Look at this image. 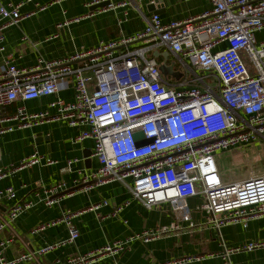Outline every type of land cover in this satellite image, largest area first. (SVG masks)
<instances>
[{
  "label": "built area",
  "instance_id": "built-area-1",
  "mask_svg": "<svg viewBox=\"0 0 264 264\" xmlns=\"http://www.w3.org/2000/svg\"><path fill=\"white\" fill-rule=\"evenodd\" d=\"M30 1L9 7L0 3V51L5 50L6 29L25 16L21 8ZM103 1L110 3L96 10L90 8L89 13L69 22L120 8L123 11L118 17L119 26L129 20L131 0H94L88 6ZM204 1L211 8L200 15L164 23L159 13L152 12L142 30L100 41L95 47L66 57L39 58L33 66L18 67L11 55L6 56L0 68V123L12 120L16 125L1 126L0 133L48 120L64 121L81 129L74 141L94 140L92 156L99 166L91 173L79 170L73 187L60 181L42 187L34 198L23 202L15 201V187H0V201H13L8 220L0 218V233L36 204L52 207L61 198L77 190H90L104 181L125 183L133 197L147 208L168 203L175 221L169 226L145 228L124 240L53 264H101L104 259L126 251L133 241L148 243L190 231L196 223L188 199L198 195L204 199L201 209L217 228L235 222L247 225L252 219L264 217V170L227 182L216 161L221 152L264 142V40L257 38V33L264 30V0ZM222 44L227 46L220 48ZM165 52L176 58L185 74L177 82L161 71L165 62L159 58ZM66 89L73 90L72 100L60 96ZM47 96H55L47 110L29 113L18 107L16 113L6 114L18 100ZM138 131L143 133L140 138L135 136ZM79 160L68 159L64 170L73 171V164ZM56 162L34 150L18 163L0 167V182L16 171ZM106 204L108 201L102 200L84 210L62 212L59 218L36 230L64 224L68 229L66 239L14 259L7 257L6 250L15 236L0 239V264L37 260L39 255L74 243L80 236L74 219ZM122 208L116 207L115 213ZM261 248L264 239L224 247L221 253L208 256L221 257L224 264H232L231 254ZM193 258L169 259L161 264H185Z\"/></svg>",
  "mask_w": 264,
  "mask_h": 264
},
{
  "label": "crops",
  "instance_id": "crops-1",
  "mask_svg": "<svg viewBox=\"0 0 264 264\" xmlns=\"http://www.w3.org/2000/svg\"><path fill=\"white\" fill-rule=\"evenodd\" d=\"M22 1L25 0H0V3L9 7ZM92 1L94 0L26 2L21 8L25 16L18 24L5 31V50L0 51V68L8 55L12 56L13 62L18 67H29L39 58L58 59L82 49L95 47L100 41L116 39L121 35H132L146 26V18L152 13L148 1L131 0L133 4L129 6V20L124 21L120 26L118 17L122 15L121 8L117 11L103 12L94 18H84L80 22H69L74 17L89 13L91 7L88 3ZM41 6H45V9L41 10ZM155 7L160 10L162 21L167 23L200 15L210 9L211 5L204 0H161ZM257 38L259 41L264 40V30L257 33ZM226 46L227 44H222L219 47ZM166 54V52L164 56L161 54L162 57L159 59L166 63L168 78L177 82L184 78L185 74L176 62V58ZM157 55L159 56V53ZM60 96L72 100L74 93L72 89H66L60 93ZM54 98L55 96H47L34 100H18L7 109L6 114L16 113L18 107H24L29 113L41 112L48 109V104ZM50 112L54 113V110ZM10 125L15 126L16 123L12 120L0 123V127ZM80 130L61 120H48L26 128L0 133V167L2 168L18 163L34 150L57 161L51 165L41 163L16 171L4 178L0 182V187L9 185L15 187L17 202L32 199L37 190L60 181H66L69 187H73V181L79 176V170L91 173L99 166L97 159L92 156L94 140L74 141ZM258 143L264 144L259 141L247 147V152L253 153L250 157L254 156L257 161L253 166L256 171L264 169L262 154L253 152V149L259 146L254 144ZM85 153H91V163L86 162ZM234 153L236 152H230V154ZM224 154L227 155V152ZM75 157L80 160L73 164V171H65L66 161ZM230 163L232 164V161ZM128 182L130 183L131 180ZM102 200H107L108 204L103 205L98 211H85L74 219L75 225L80 230V236L74 243L39 255L37 260L20 264H53L59 260L64 261L78 253H86L114 241L124 240L145 228L169 226L175 221L174 213L168 203L147 208L142 201L133 197L125 183L104 181L94 185L90 190H77L72 195L61 198L60 202L52 207L36 204L15 221L9 222L0 233V239L15 236L14 242L6 250L7 257L14 259L29 250H37L48 243L66 239L68 229L64 224L49 226L44 230L36 229L59 218L64 211L84 210ZM128 201L129 204L126 205ZM203 202L204 199L200 195L188 199L196 223L190 231L178 236H165L148 243L133 241L126 251L104 259L101 264H113L115 261L119 264H161L169 259L186 256L194 258L185 264H224L221 257H211L208 254L221 253L224 247L233 248L253 240L264 239V217L252 219L247 225L235 222L217 228L208 221L206 212L201 209ZM12 203L13 201L9 200L0 201V218L8 220V211ZM118 206L123 208L115 213ZM196 257L202 258L197 260ZM230 260L232 264H264V248L231 254Z\"/></svg>",
  "mask_w": 264,
  "mask_h": 264
},
{
  "label": "rangeland",
  "instance_id": "rangeland-1",
  "mask_svg": "<svg viewBox=\"0 0 264 264\" xmlns=\"http://www.w3.org/2000/svg\"><path fill=\"white\" fill-rule=\"evenodd\" d=\"M252 145V144H251ZM255 147L253 149V152L257 154H262V158H264V144L258 143L254 144ZM250 146V145H248ZM239 148V149H233L230 151H226L227 155L224 154L226 152H223L220 157H216V161L218 163V166L221 168L226 169V173L222 175L223 179L227 182L229 181H237L241 179H246L249 176H254L257 173L262 172L264 169L255 170L254 169V163H256V159L252 156L253 153L247 152V147ZM230 152H236L234 154H230ZM219 161V162H218ZM232 161V164L230 163ZM220 163V165H219ZM252 165V166H251ZM219 170L221 171V169Z\"/></svg>",
  "mask_w": 264,
  "mask_h": 264
},
{
  "label": "water",
  "instance_id": "water-1",
  "mask_svg": "<svg viewBox=\"0 0 264 264\" xmlns=\"http://www.w3.org/2000/svg\"><path fill=\"white\" fill-rule=\"evenodd\" d=\"M160 1H161V0H155V2H160ZM109 3H110V1H103V2L97 3V4H95V5H93V6L91 7V10H96V9H98V8H101V7L107 6ZM149 8H150V10H151L152 12L160 13V10H159V9H156V7H155L154 4H151V5L149 6ZM158 8H160V7H158ZM155 55H157V53H155ZM166 56H168V53L166 54ZM160 68H161V71H162L163 74H167V73H168V72H167L168 69H167L165 63H163V64L160 66ZM135 136H136L137 138H140V137L143 136V133H142L141 131H138V132H136V135H135ZM144 142L146 143V142H148V140H145ZM90 155H91V153H85V157H87V159H86V162H87V163H91Z\"/></svg>",
  "mask_w": 264,
  "mask_h": 264
},
{
  "label": "trees",
  "instance_id": "trees-1",
  "mask_svg": "<svg viewBox=\"0 0 264 264\" xmlns=\"http://www.w3.org/2000/svg\"><path fill=\"white\" fill-rule=\"evenodd\" d=\"M227 171L224 169H221V174L224 175Z\"/></svg>",
  "mask_w": 264,
  "mask_h": 264
}]
</instances>
